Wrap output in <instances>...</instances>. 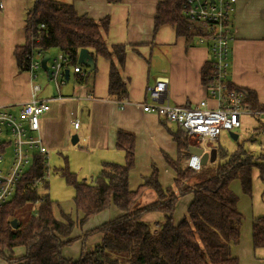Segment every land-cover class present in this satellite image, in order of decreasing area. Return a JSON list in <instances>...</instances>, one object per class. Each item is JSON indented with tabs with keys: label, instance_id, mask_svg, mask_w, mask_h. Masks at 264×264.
I'll list each match as a JSON object with an SVG mask.
<instances>
[{
	"label": "trees",
	"instance_id": "obj_1",
	"mask_svg": "<svg viewBox=\"0 0 264 264\" xmlns=\"http://www.w3.org/2000/svg\"><path fill=\"white\" fill-rule=\"evenodd\" d=\"M120 3L122 0H107ZM187 0H164L158 3L154 18V31L165 24L172 25L176 34L186 39V44L196 42L197 31L183 14ZM43 28L34 31L39 37L36 45L45 52L58 49L69 55L73 65L78 63L80 49L86 48L95 61L97 57L110 60L109 97L126 100L129 97L128 79L123 75L127 54L125 44H110L108 41L109 17L93 19L79 15L72 3L58 0H36L27 13L26 21ZM30 50V33L26 29V42L15 48V57L20 70L27 66L26 56ZM231 57V54H230ZM211 73L208 60L202 69V81L206 85ZM233 87L240 88L234 84ZM242 88V87H241ZM245 89L247 101L255 108H264L253 90ZM172 134L178 146L176 159L165 156L167 163L176 173L174 182L163 187L159 181V170L155 164L152 172L144 176L136 190L129 188V173L135 166V135L126 129H118L116 147L124 152L121 163L105 161L102 168L91 178L80 179L68 165L60 168L66 182L74 187L76 209L82 217L73 220L61 210L65 221L58 220L53 213L54 200L49 194L39 195L37 188L29 185L32 176L43 175L42 157L37 156L34 168H30L19 182L12 200L0 207V258L19 264H121L109 252L129 256V264H238L231 255V245L239 243L243 214L238 210L239 197L231 189L234 179H239L243 193L252 196L253 169L258 168L264 178V154L254 155L243 143L237 148L217 144V159L213 163L193 170L183 164L190 156L188 135L177 125L172 129L170 122L160 119ZM264 129L263 125L256 127ZM217 142V141H216ZM211 167H215L212 171ZM152 190L156 200L141 206L145 192ZM192 194L186 214L175 223L174 214L179 199ZM40 199L38 202L37 200ZM31 203L35 210L23 224L18 211ZM115 206L121 215L86 231L81 239V254L78 259L63 256V248L72 245L76 238H69L75 226H83L100 212ZM165 214L164 222L154 228L143 220L149 212ZM18 220L17 227L11 221ZM102 233L100 243L87 251L90 236ZM68 238V239H66ZM252 239L255 249L264 248V215L254 218ZM16 247H25V254L10 257Z\"/></svg>",
	"mask_w": 264,
	"mask_h": 264
},
{
	"label": "crops",
	"instance_id": "obj_2",
	"mask_svg": "<svg viewBox=\"0 0 264 264\" xmlns=\"http://www.w3.org/2000/svg\"><path fill=\"white\" fill-rule=\"evenodd\" d=\"M58 1L72 3L79 15L96 20L109 17V43L127 46L123 75L128 79L129 97L124 106L109 97V59L97 57L96 71L87 72L88 67L83 68L85 76L70 67L69 80L60 86L62 97L51 100L50 109L41 116L40 137L49 150V160L53 159L59 166L67 164L78 178L91 181L103 162L124 161V152L116 147V133L118 129H126L135 135V166L129 173V188L136 190L143 177L151 174L153 164L159 170L162 186L171 185L176 173L165 156L177 158V143L160 118L145 112L138 104L150 101L147 87L159 77L168 79L171 103L195 105L206 99L208 93L202 81V69L210 57L208 47L197 41L188 46L186 39L178 36L172 25L165 24L154 31L156 7L164 0H122L116 4L107 0ZM239 1L232 16L233 24L231 22V28H234L231 29V81L238 87L253 90L258 101L264 103V0ZM34 6L35 0H0V106L29 100L33 83L41 85L40 97L58 95L45 70L39 71L44 72L46 80L38 82V77L33 79L29 71L19 69L14 54L15 48L26 42V17ZM52 50H55L54 54ZM59 52L51 49L48 53L56 57ZM209 104L214 106L215 102L209 100ZM76 119L80 121L78 129L73 125ZM169 124L172 129L177 127ZM74 134L79 136V143H72ZM220 137L215 145L227 147ZM60 156H66L62 162L58 159ZM48 185L47 180L45 187ZM230 187L239 197L237 207L243 214L241 238L239 243L231 245V255L237 258L238 264H264V248L255 249L252 239L253 220L264 215V201L259 200L257 204L253 193L252 196L243 193L239 179H234ZM146 192L144 195L148 196L149 202L156 200V195H147ZM63 196L57 205L60 214L53 209L55 217L65 221L62 210L77 221L82 214L70 197L73 195ZM192 198V194H188L179 199L175 223L186 214ZM121 214L112 205L89 219L79 230L74 228L69 238L81 239L86 231ZM164 216V213L154 211L146 213L143 220L157 228L164 222ZM102 237V233L90 236L86 243L87 251L100 243ZM81 243L75 241L73 245L64 247L63 256L78 259ZM25 251V247H16L7 255L16 258L24 255ZM0 264L19 263L0 258Z\"/></svg>",
	"mask_w": 264,
	"mask_h": 264
},
{
	"label": "built area",
	"instance_id": "obj_3",
	"mask_svg": "<svg viewBox=\"0 0 264 264\" xmlns=\"http://www.w3.org/2000/svg\"><path fill=\"white\" fill-rule=\"evenodd\" d=\"M237 3L238 0H187L183 6V14L201 33L196 36V41L209 50L211 73L205 85L207 98L195 105L171 103L168 98V79L159 77L147 87L150 101L138 104L145 112L154 113L160 119L185 127L189 145L202 148L203 151L215 147L223 131L236 132L242 126L243 115L264 117V108L253 107L247 101L245 89L233 87L231 81V22ZM33 20L34 18L26 23V29L30 33V50L24 70L29 71L32 78L36 79L37 72L44 70L41 60L48 52L36 45L39 37L34 34L35 30L45 25H35ZM47 65L48 78L55 82L57 97H40L41 85L33 83L29 100L16 105L0 106V207L15 196L19 182L30 168H34L37 156L43 158V175L32 176L29 185L39 189L46 183L50 161L49 150L40 137L41 116L50 109L51 100L62 97L60 85L67 82V68L70 70L71 67L81 76L86 75L81 64L73 65L69 55L61 51L56 57L51 56ZM88 98L91 99L92 96L89 95ZM209 100H213L215 105H210ZM116 101L120 106L127 103V100ZM15 106L18 108L15 109ZM73 125L78 129L80 121L74 120ZM184 165L200 170L201 156L190 154Z\"/></svg>",
	"mask_w": 264,
	"mask_h": 264
},
{
	"label": "rangeland",
	"instance_id": "obj_4",
	"mask_svg": "<svg viewBox=\"0 0 264 264\" xmlns=\"http://www.w3.org/2000/svg\"><path fill=\"white\" fill-rule=\"evenodd\" d=\"M233 18H232V24H233V20H234ZM231 29L233 30L234 28H231ZM54 53H55V50H52V54H54ZM52 57H54V56H52ZM38 72L39 73H38L37 81L38 82H44V80H46V76L44 75V72L43 71H38ZM50 82H52V84L55 85L54 81H50ZM57 93H58V91H57ZM241 120H242V126L236 131V133L238 134V139L237 140L232 139L228 131H223L221 133V137H220L221 138L220 141L222 142V144L223 143L226 144L227 147L229 148V150L233 151L237 148V142H241L244 144V146L247 149L250 150V152L252 154L257 155V156H259L260 154H264V129L261 131H257V129H256V127H258L259 125L264 126V117L258 118V117H254L251 115H243ZM173 124L177 125L176 123H173ZM80 141H82V140H80ZM81 143L82 142H80V144ZM64 157H66V156H60L58 159L62 162L64 160ZM49 161H50V174L46 179V181L48 180L49 185H48V187H45V184L42 185L38 189V193L41 196L49 193L51 198L55 201L54 202L55 206H53L55 213L60 214L59 207L57 206L59 199L61 197H64L63 195H65L67 197H69V195H73L70 197H74L75 189H74V187H72L71 185H69L66 182L65 178L60 173V167L64 166L65 164L59 166V164H57L53 159H50ZM209 166H210V168H212L210 170H212V171L215 170V167H211V165H209ZM252 177H253V192H252L253 198H254L255 203L259 204V202H260L259 200L264 201V178H262L260 176L259 170L257 167H255L253 169ZM79 180H80V178H79ZM146 193H147V195H149V193L155 195V193L152 190L147 191ZM149 201L150 200H149L148 196L144 195L141 199V206H144V205L150 203ZM34 210H35L34 205H32L31 203L26 204L23 208H21L18 211L17 218L24 224ZM80 228H81V226H75V229H77V230H79ZM71 236H72V234L69 237H71ZM75 241L81 242L82 239L78 238V239H75ZM68 246H71V245H67L65 247H68ZM92 249H94V248H92ZM78 250H79V248H78ZM109 253L113 258H117L119 263L129 264V256L128 255L117 254L114 252H109Z\"/></svg>",
	"mask_w": 264,
	"mask_h": 264
},
{
	"label": "water",
	"instance_id": "obj_5",
	"mask_svg": "<svg viewBox=\"0 0 264 264\" xmlns=\"http://www.w3.org/2000/svg\"><path fill=\"white\" fill-rule=\"evenodd\" d=\"M50 57L51 55L49 53H46L41 60L42 68L46 72H49V66L47 65V61L50 59ZM78 63L88 67L90 71H92L95 67V61L86 48L80 49L79 54H78ZM65 75H66V79L69 80L70 70L68 68L65 70ZM181 129L184 132H186L185 127L182 126ZM229 134L232 139L234 140L238 139V134L236 132H229ZM78 140H79V136L77 134H74L71 139L72 143L76 144ZM189 152L190 154H196V155L201 156L202 166L206 165L208 162L213 163L217 159V148L216 147L211 148L209 151H203L202 148H199L196 146H190ZM11 224L13 227H17L18 220L13 219L11 221Z\"/></svg>",
	"mask_w": 264,
	"mask_h": 264
}]
</instances>
